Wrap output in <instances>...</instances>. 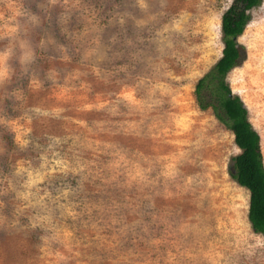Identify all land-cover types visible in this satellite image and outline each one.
I'll use <instances>...</instances> for the list:
<instances>
[{
	"label": "rangeland",
	"instance_id": "rangeland-1",
	"mask_svg": "<svg viewBox=\"0 0 264 264\" xmlns=\"http://www.w3.org/2000/svg\"><path fill=\"white\" fill-rule=\"evenodd\" d=\"M233 1L0 0V264H264L195 95ZM238 42L264 164V1Z\"/></svg>",
	"mask_w": 264,
	"mask_h": 264
},
{
	"label": "trees",
	"instance_id": "trees-1",
	"mask_svg": "<svg viewBox=\"0 0 264 264\" xmlns=\"http://www.w3.org/2000/svg\"><path fill=\"white\" fill-rule=\"evenodd\" d=\"M264 0H234L222 15V56L195 87L196 100L203 110L211 108L215 117L233 132L242 150L233 161V178L250 192L248 219L253 230L264 236V164L260 136L248 119V110L226 82L228 74L245 59L238 38L251 20V11Z\"/></svg>",
	"mask_w": 264,
	"mask_h": 264
},
{
	"label": "flooded vegetation",
	"instance_id": "flooded-vegetation-1",
	"mask_svg": "<svg viewBox=\"0 0 264 264\" xmlns=\"http://www.w3.org/2000/svg\"><path fill=\"white\" fill-rule=\"evenodd\" d=\"M241 152H242V150H241Z\"/></svg>",
	"mask_w": 264,
	"mask_h": 264
},
{
	"label": "bare ground",
	"instance_id": "bare-ground-1",
	"mask_svg": "<svg viewBox=\"0 0 264 264\" xmlns=\"http://www.w3.org/2000/svg\"><path fill=\"white\" fill-rule=\"evenodd\" d=\"M230 6V5H229Z\"/></svg>",
	"mask_w": 264,
	"mask_h": 264
}]
</instances>
